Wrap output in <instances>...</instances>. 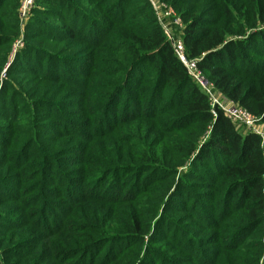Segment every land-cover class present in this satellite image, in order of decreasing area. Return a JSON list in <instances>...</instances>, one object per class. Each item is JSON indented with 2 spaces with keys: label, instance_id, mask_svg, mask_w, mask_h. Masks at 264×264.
Instances as JSON below:
<instances>
[{
  "label": "rangeland",
  "instance_id": "rangeland-1",
  "mask_svg": "<svg viewBox=\"0 0 264 264\" xmlns=\"http://www.w3.org/2000/svg\"><path fill=\"white\" fill-rule=\"evenodd\" d=\"M13 1L0 7V247L13 253L11 262L16 246L30 253L28 264H264L250 235L231 237V224L204 187L186 184L179 203L167 205L151 183L134 181L130 168L111 173L97 164L117 157L133 164L160 130L166 140L183 134L165 131L176 126L164 122L167 116L154 118L165 100L144 93L148 64L124 84L112 39L130 1L34 0L23 18L22 0L14 13ZM177 1L168 6L183 24L184 11L216 4ZM42 74L53 84L42 104L31 105L26 89ZM141 209L155 216L143 246L124 239L106 217Z\"/></svg>",
  "mask_w": 264,
  "mask_h": 264
},
{
  "label": "trees",
  "instance_id": "trees-1",
  "mask_svg": "<svg viewBox=\"0 0 264 264\" xmlns=\"http://www.w3.org/2000/svg\"><path fill=\"white\" fill-rule=\"evenodd\" d=\"M7 1L0 0V7ZM129 1L112 39L120 51L116 62L123 68L124 84L129 85L134 71L148 64L151 81L144 93L150 98L156 94L159 102L165 100L154 118L167 116L164 122L176 126L165 131L183 134L166 140L160 130L145 152L131 157L132 161L138 159L133 164L128 165L119 157L115 162L104 159L97 164H105L111 173L121 169L126 174L130 168L134 181L142 178L145 184L151 183L150 188L158 191L160 201L167 205L179 203L182 194H186V184L204 187L211 199L215 198L220 219L231 224V237L250 235L255 257L264 258V137L236 130L218 107H210L206 95L173 54L147 1ZM162 1L172 7L182 4L177 0ZM13 3L14 13L18 0ZM181 16L186 58L197 62L205 80L226 103L242 107L264 126V62L255 61L264 58V0H216L211 11H184ZM67 32L69 39L75 37L73 31ZM47 84L53 82L42 74L26 89L25 98L31 105L46 100ZM123 117H128L127 111ZM150 129L147 134L151 137ZM186 167L188 171L183 170ZM205 199L211 200L210 196ZM116 214L108 212L107 220L124 239L143 246L154 214L143 209L139 213ZM13 248L15 263L11 262L13 253L0 247L1 263L28 264L25 260L30 253ZM124 264H137V260Z\"/></svg>",
  "mask_w": 264,
  "mask_h": 264
},
{
  "label": "built area",
  "instance_id": "built-area-1",
  "mask_svg": "<svg viewBox=\"0 0 264 264\" xmlns=\"http://www.w3.org/2000/svg\"><path fill=\"white\" fill-rule=\"evenodd\" d=\"M149 4L155 19L161 27L164 35L167 37L170 48L178 61L185 68L187 75L206 95L210 107H218L224 116L238 131H246L255 135L264 137V132L261 128L264 126L259 125L256 119L251 116L245 109L234 105L233 103L221 104L213 87L209 84L202 73L197 68V62L188 60L185 55V50L182 42V32L184 25L181 19L173 12V10L162 0H146ZM34 0H22L18 9L20 17H26L32 7ZM213 116H215L212 111Z\"/></svg>",
  "mask_w": 264,
  "mask_h": 264
}]
</instances>
